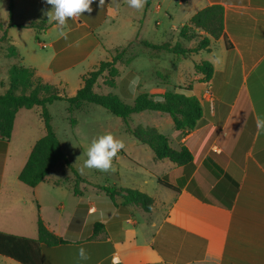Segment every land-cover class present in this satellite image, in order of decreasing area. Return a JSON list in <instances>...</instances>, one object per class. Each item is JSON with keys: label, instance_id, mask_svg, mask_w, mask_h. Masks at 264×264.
<instances>
[{"label": "crops", "instance_id": "obj_1", "mask_svg": "<svg viewBox=\"0 0 264 264\" xmlns=\"http://www.w3.org/2000/svg\"><path fill=\"white\" fill-rule=\"evenodd\" d=\"M10 1L13 22L46 20L49 27L8 26ZM166 1L171 0H159L155 12ZM195 1L196 9L188 19L207 5L224 6L226 39L213 41L210 51L175 56L179 65L192 60L177 73L165 62L168 51L152 48V59L164 60L163 70L156 69L151 79H144L141 69L133 67L134 59L128 64L119 62L116 84L127 102H132L140 88L159 93L174 85L199 97L202 117L186 133L175 128L167 112L145 110L139 112L146 113L143 119L135 122L156 126L175 148L186 145L193 154L191 163L156 160L152 149L125 125L108 126L104 131L120 135L118 140L124 143L112 158L113 175L100 170L95 179L77 170L88 181L80 182L82 193L76 195L75 176L66 165L53 169L36 186L18 178L34 143L44 135L40 126L38 134L26 140L24 153L10 152L14 129L8 140H0V231L36 238L40 216L49 230L68 241L50 246L41 243L44 264H113L114 257L118 264H264V128L258 129L256 123L258 118L264 120V0ZM126 2L92 0L90 13L67 19L61 29L48 20L50 6L43 0H9L8 21L1 23L19 51V63L34 68L37 76L56 85L61 93L70 85L69 71L80 67L78 82L70 85L68 95H72L81 87L82 76L110 59V50L120 46H106L96 31L119 18ZM61 30L65 35L59 34ZM36 40L40 46L44 42L47 50H41ZM203 51L206 57H198ZM204 59L214 65L207 82L195 69ZM86 65L88 69L83 68ZM30 109L41 118L38 107ZM77 124L78 119L74 129ZM135 152L147 154L146 161ZM105 183L148 193L154 198L151 210L136 204L121 206L124 197L111 198L95 186ZM96 223L103 227L92 237ZM81 248L86 259L79 255ZM0 264L21 263L0 255Z\"/></svg>", "mask_w": 264, "mask_h": 264}, {"label": "trees", "instance_id": "obj_2", "mask_svg": "<svg viewBox=\"0 0 264 264\" xmlns=\"http://www.w3.org/2000/svg\"><path fill=\"white\" fill-rule=\"evenodd\" d=\"M12 8L13 3L10 1L8 26L35 27L38 30H45L49 27L46 20H33L29 23L13 22L11 20ZM0 28L2 29L0 40L9 42L8 31L3 28L1 22ZM221 37L226 39L225 8L221 4H211L195 12L188 21L179 27L177 39L174 42L154 43L141 40V43L159 51H168L186 57L201 50L210 51L212 42ZM37 39L39 40L38 37ZM225 42L226 46H229L228 41L225 40ZM127 46H119L110 50L111 58L100 61L96 68L85 73L82 76L81 87L72 95L61 93L56 85L43 81L42 77L36 75L34 68L20 63L12 64L9 86L3 93H0V140H8L12 136L16 114L22 108L38 107L45 128L44 135L36 140L25 165L19 172L18 178L22 182L29 186H36L60 165H66L73 171L76 195L82 193L79 188L80 182L88 181L72 164L52 123L48 105L56 100H66L70 113L87 103L99 104L121 117L125 122H128V118L132 114L145 110L167 112L171 115L175 128L181 130L182 133L195 128L203 114L201 101L195 94H186L177 90L178 86L176 85L159 93L140 91L132 102L125 101L115 92L95 90L97 80L104 72H107L105 84L109 87L116 86L117 78L121 74L119 62L128 64L132 61L131 56L126 60L123 59L129 53ZM8 49L17 58L20 56L14 44L9 42ZM195 69L197 73L202 74L201 80L207 82L213 75L214 65L211 61L204 59L195 64ZM70 122L74 124L76 120L72 117ZM127 129L136 139L152 149L156 160L167 158L178 165H186L193 161V154L186 145L179 148L173 147L168 136L154 125L142 123L129 125L127 123ZM158 179L161 183L169 185L163 179ZM95 186L106 191L111 198H114L115 195L124 197L121 206L136 204L144 210L150 211L154 203V198L151 195L136 188L118 187L109 183L95 184ZM102 227L101 223H96L92 237L97 236ZM37 231L36 238L0 231V255L10 257L21 264H44L40 249L41 243L50 246L68 242L65 238L49 230L40 216L37 219Z\"/></svg>", "mask_w": 264, "mask_h": 264}, {"label": "rangeland", "instance_id": "obj_3", "mask_svg": "<svg viewBox=\"0 0 264 264\" xmlns=\"http://www.w3.org/2000/svg\"><path fill=\"white\" fill-rule=\"evenodd\" d=\"M158 1L159 0H144L143 7L141 9L132 8L126 2L124 6L120 7L121 14L119 18L114 19V22L111 20L108 21L107 25L102 28H98L96 31L98 37L106 44V46H127L129 44L127 46L129 53H127L123 59L126 60L131 56L132 59H134L132 63L133 67L138 70L141 69L139 70V73L143 74L142 77L144 79H151V73L156 69L163 70L161 65L164 60H153L151 57L153 49L141 43V40H147L154 43L163 41L174 42L177 39V29H179V27L187 21L192 11L196 9V6L194 5L196 2L195 0H186L188 3L183 4H179L176 0H171L169 3L167 1L164 2L163 6H161L160 12H155V6ZM8 3L9 0H0V22L4 20L8 21ZM1 34L2 29L0 28V36ZM36 43L40 46L37 40ZM40 43L42 45L41 41ZM8 46L9 42L6 40H0V93H3L7 86H9L10 68L12 64L19 63L18 58L13 55L10 49H8ZM45 46H40V49L47 50ZM40 49H36V51H39ZM23 54L28 57L26 51H24ZM168 54L165 58V62L169 64L173 73L184 70L183 66L185 63L186 65L192 64V60L189 59L186 60V62L183 60L181 65H179L176 61H174V58L175 56L179 57L180 55H174L171 52H168ZM198 57H206V52L203 51ZM24 62V60L21 61V63ZM87 67V65L83 66L85 69H88ZM188 68L190 69V67ZM79 70L80 67H77L69 71L68 74L69 78H71V86L78 82L77 72ZM106 73L107 72H104L98 78L97 84L94 87L95 90L98 92L111 91L120 93L116 86L109 87L105 84ZM70 85L66 86L62 93L68 94L69 90H71ZM139 87L140 86H138V89ZM140 90L143 91L142 88H140ZM67 106L68 102L66 100H56L49 106V110L53 116L52 123L64 141L62 142L64 146L63 148L69 154V158L71 162L74 163L76 169L78 171L80 170L79 172L82 174L95 179L98 177L100 170L83 167V162L87 159L86 150L91 141L101 135L107 134L104 131V128L108 126L125 125L127 127V123L129 125H137L135 122H138L140 119L142 120L144 117L143 114H146L135 113L128 118V122H125L121 117L111 113L99 104H84L83 107H80L71 113L68 112ZM72 117L75 120L78 119V126L75 129L73 128V124L70 122ZM14 125L15 127L10 148V152L13 155L25 152L27 147L26 140H30L31 135L35 137L38 134L39 126L41 128V133H45L43 122L41 118L36 115L33 109L20 110L17 114ZM29 128H31V133ZM110 134L113 135L114 133ZM113 137L118 139V137L121 136L113 135ZM146 148L151 150L149 147ZM136 154H138L142 160L146 161L147 154L144 152H135V155ZM107 172L110 175H113V164H111V168ZM106 177L108 176L106 175Z\"/></svg>", "mask_w": 264, "mask_h": 264}, {"label": "clouds", "instance_id": "obj_4", "mask_svg": "<svg viewBox=\"0 0 264 264\" xmlns=\"http://www.w3.org/2000/svg\"><path fill=\"white\" fill-rule=\"evenodd\" d=\"M50 6L46 15L48 20L55 21L56 25L61 29L69 18L79 17L81 14L92 11V0H43ZM130 7L141 9L144 0H127ZM99 4H103V0H99ZM60 35H65L61 30ZM257 128H264V120L257 119ZM124 148V143L121 140L115 139L112 134L101 135L91 141L87 150V159L83 162L84 168H95L101 171H107L111 168L112 158L117 152ZM81 258L86 259L83 248L79 250ZM113 264H118V258L113 259Z\"/></svg>", "mask_w": 264, "mask_h": 264}, {"label": "built area", "instance_id": "obj_5", "mask_svg": "<svg viewBox=\"0 0 264 264\" xmlns=\"http://www.w3.org/2000/svg\"><path fill=\"white\" fill-rule=\"evenodd\" d=\"M42 45H43V46H45V43H44V42H42Z\"/></svg>", "mask_w": 264, "mask_h": 264}]
</instances>
